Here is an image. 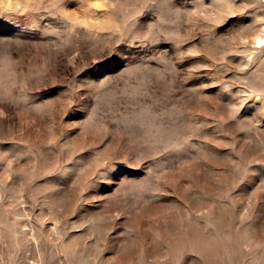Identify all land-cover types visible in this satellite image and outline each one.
Listing matches in <instances>:
<instances>
[{
  "label": "rangeland",
  "instance_id": "1",
  "mask_svg": "<svg viewBox=\"0 0 264 264\" xmlns=\"http://www.w3.org/2000/svg\"><path fill=\"white\" fill-rule=\"evenodd\" d=\"M0 264H264V0H0Z\"/></svg>",
  "mask_w": 264,
  "mask_h": 264
},
{
  "label": "bare ground",
  "instance_id": "2",
  "mask_svg": "<svg viewBox=\"0 0 264 264\" xmlns=\"http://www.w3.org/2000/svg\"><path fill=\"white\" fill-rule=\"evenodd\" d=\"M260 38H261V36H257V37H255L254 38V42L256 41V42H259L260 41Z\"/></svg>",
  "mask_w": 264,
  "mask_h": 264
}]
</instances>
